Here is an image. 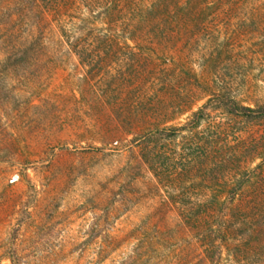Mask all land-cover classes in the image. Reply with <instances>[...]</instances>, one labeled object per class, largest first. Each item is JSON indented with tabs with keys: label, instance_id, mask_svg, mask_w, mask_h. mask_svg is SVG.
<instances>
[{
	"label": "rangeland",
	"instance_id": "374dc122",
	"mask_svg": "<svg viewBox=\"0 0 264 264\" xmlns=\"http://www.w3.org/2000/svg\"><path fill=\"white\" fill-rule=\"evenodd\" d=\"M233 100L264 105V0H0V264H264Z\"/></svg>",
	"mask_w": 264,
	"mask_h": 264
},
{
	"label": "trees",
	"instance_id": "16d2710c",
	"mask_svg": "<svg viewBox=\"0 0 264 264\" xmlns=\"http://www.w3.org/2000/svg\"><path fill=\"white\" fill-rule=\"evenodd\" d=\"M226 106H227L229 112H231L234 115L239 116V117H243V118L253 120V119L260 118V117L264 116V105L263 106L258 105L257 107H252V106L243 105V104L233 100L232 104H230V105L226 104ZM201 114H204V109H201L199 112L195 113V115H201ZM200 117L202 118V116H200ZM179 130H180V128L178 129L176 127H171V128L162 129L158 132L166 133L169 131H173V134L170 135V136H173V135L179 134ZM261 165H262V163L258 164L256 169H258V168L260 169ZM253 171H255V170H253ZM249 182H251V179L249 180ZM242 187H243V183H240V185L238 187H236V190H234V192L232 191L229 193V196L230 197H237L239 194H241L240 190H243ZM257 199L258 198H256V200ZM262 212H264V210Z\"/></svg>",
	"mask_w": 264,
	"mask_h": 264
}]
</instances>
